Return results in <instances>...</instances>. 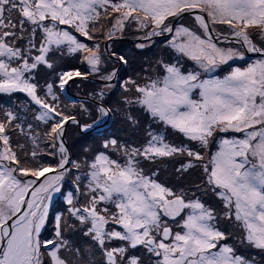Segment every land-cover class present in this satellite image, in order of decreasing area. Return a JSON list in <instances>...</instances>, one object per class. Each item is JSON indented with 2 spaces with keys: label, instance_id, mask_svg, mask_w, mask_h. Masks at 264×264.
Masks as SVG:
<instances>
[{
  "label": "snow or ice",
  "instance_id": "1",
  "mask_svg": "<svg viewBox=\"0 0 264 264\" xmlns=\"http://www.w3.org/2000/svg\"><path fill=\"white\" fill-rule=\"evenodd\" d=\"M102 14L114 21L105 33L106 41L117 38L132 21L140 30H148L145 40L171 34L168 46L201 70L160 62L163 74L157 78L142 84L131 79L123 82L125 91H135L133 99L125 97V103L139 105L154 121L204 148L218 133L241 135L221 138L218 150L207 160L202 152L170 143L162 133L151 130L140 147L107 139L103 148L120 153L123 162L106 151L98 152L88 164L87 191L81 192L77 185L79 195L67 194L68 213L98 247L102 264H255L227 243L229 234L217 226L215 210L195 192L189 197L183 189L174 191L140 165L142 160L190 158L177 172L201 167L204 186L223 204L224 219L239 226L242 242L264 253V59L243 69L235 67L223 78H201V72L211 73L234 58H244L243 52L218 45V39L230 42V38H214L212 25H226L246 51L264 53L249 31L258 29L264 35V0H0V93H26L39 106L35 119L47 125L44 136L53 142L54 150L58 146L60 157L55 167L24 166L16 150L23 145L14 149L10 135L24 129L13 123L18 117L12 111L4 112L0 119V264H80L64 255L78 257L80 253L65 237V230L73 226L62 214L49 217L53 194L60 192L70 171L63 141L65 125L71 122L85 134L98 132L112 110L98 104V118L81 124L66 111L68 106L61 107L59 93L90 76L115 81L116 65L128 64L110 43L101 49L99 43L90 47L80 38L94 39ZM185 14L193 16L200 31L179 23ZM65 49L81 54L80 63L88 66L87 71L60 67L52 82L40 86L34 80L35 70L41 65L54 69L50 54ZM108 64L111 71L105 69ZM98 95L102 100L104 91ZM80 107L89 112L83 104ZM128 119L137 123L131 115ZM27 127L35 143L38 137L31 135L32 125ZM37 155L36 151L23 153L25 159ZM72 167L81 165L72 162ZM85 196L86 203L78 204ZM177 217L180 230L174 231L165 218L176 222ZM49 223H54V237L42 240ZM138 249L144 250L147 259L134 254Z\"/></svg>",
  "mask_w": 264,
  "mask_h": 264
},
{
  "label": "rangeland",
  "instance_id": "2",
  "mask_svg": "<svg viewBox=\"0 0 264 264\" xmlns=\"http://www.w3.org/2000/svg\"><path fill=\"white\" fill-rule=\"evenodd\" d=\"M113 23H114L113 20H111L110 18H105L102 14L101 20L96 25V31L93 34L94 39L87 40V38H84V37H80V38L83 40V42L88 43L90 47H92L95 43H99L100 47H102L103 45L102 49H104L105 47L104 43L106 42H107L106 44L110 43L113 49L118 50V52L124 55L126 59L128 60V65L130 66L128 70L129 74L124 72L125 71L124 68L123 70H120L121 68L120 66V68H118L119 71L117 73V79L115 82L111 84L114 86L108 87L106 86V84L101 86V90L104 91V96H103V99L100 100V104L102 103L107 108H110L112 110L111 111L113 113L111 116L112 121L114 123H117L116 129L112 130V133H111L112 136L110 138H116L119 142L120 141L128 142L129 140L138 141V140H142V135H145L148 129L153 130V132H158V131L155 130L154 126L147 127L146 130L143 127H140L143 131L142 134L139 130H132V131L129 130L128 132H126V131L119 129L120 124H122L123 126L129 127L128 125V123L130 122L128 119L129 115L135 118V120L138 122V125H139V122L145 121L146 119H149L150 117V116L149 117L147 116V113L142 108L135 106L136 104H128L124 102L125 97H127L128 99H133L135 96V91L134 89L131 91H125L124 87L122 86L123 82L131 79V80H136L137 83L142 84V83H145L146 82L145 80H147L148 78H152V79L157 78L158 76L163 74V71L160 69V62H163V63L179 62V64L182 65L183 68L188 71H201V70L194 61L189 60L187 57H183L181 54L177 53L173 48L168 46V41L171 39V34L153 36L151 40H145L143 37L145 35V32L148 30L147 29L140 30L137 24L132 21H129L126 24L122 34H117V38H115L113 41H106L105 33L107 29L112 26ZM179 23H182L188 27H192L194 28V30L200 31L199 29L196 28L194 24V18L192 15L185 14L183 19L180 20ZM211 27L212 29H214V32H213L214 38H218L222 36H228L229 38H231L230 42L224 41L222 39H218L217 42L219 46L225 47V48H234L239 52H243L244 58L243 59L234 58L232 61H229L228 64L221 65L219 68H217L214 72H211V73L201 72L202 79H207V78H212V77L223 78L224 75L228 74V72H230L235 67H240L243 69L247 67L249 64L254 63L258 59H264V53L248 52L246 51V46L240 43H237L236 38L232 36L231 29H229L226 25L216 24V25H212ZM249 31H250L251 39L256 44V46L264 49V35H262L258 29H250ZM141 44L145 46L142 48L138 47V45H141ZM50 59L55 62L54 69H48L46 66L41 65L36 70L39 73V77L35 82L37 83L41 82V86L44 84V82L46 83L52 82L55 79V75H54L55 70H58L60 67H64V66L79 67L81 71H87L88 66L80 63L82 56L79 53L69 54L67 53L65 49L62 53L57 52L55 55L50 54ZM116 67H118V65H116ZM105 69L106 71H111L112 65L110 64L106 65ZM118 77H120V79H118ZM92 79L101 80L98 75H95V76H90L87 79V81L88 82L92 81ZM74 87H75V84H74ZM128 88L129 89L132 88L131 84L128 85ZM42 92L43 91H40L39 93L41 96L44 95V93ZM86 92L89 95L92 94V91L87 90ZM68 93L70 94V96L66 98L70 100L72 99V96H71L72 93H70L69 90H68ZM61 94H64V93H59V102L61 104V107H64L65 106L63 105L65 104L63 100L64 97L61 98L60 97ZM5 100H8V101H5ZM1 101L4 103H11V104L12 102L10 99H7V98L5 99L4 97H1L0 95V119H3L4 111L1 107V104H2ZM66 106H68L66 108L67 112L71 110L72 108H78L77 111L79 110V108H81L80 107L81 104H78L77 102H75L74 107L72 106V104L71 106L69 104H67ZM91 107L94 108L93 105H91ZM38 109H39V106H36V107H31L28 111H31V110L35 111ZM68 113L70 114V112ZM13 123H18L22 125L23 127V124L19 123L18 121H14ZM113 125L114 124L112 123L111 128H113ZM47 130H48L47 125L44 124L42 127H40L38 132H36V136H39V142L38 144H36L38 149H40V152L38 153L39 157L33 159V162H30V161L24 162V163L22 162L24 166L34 167V166H37L38 164H46L52 167L56 166L57 162L55 161L53 162V157L58 156L57 154L58 150L53 149L52 147L53 142L50 141V143H47L46 141L43 140V138L45 137L43 135ZM162 131L166 133V135L164 136H167L166 139L168 142L176 144V145L188 146V147L193 148L196 151H200L204 154L205 160H207L209 156H211L218 150L217 148L219 147V141L221 138H232L234 136L239 137L241 135L239 133H233V132L218 133L216 136L212 138L209 145L206 148H203L197 142L189 141L185 136H183V134L178 133L174 129H169L166 127V129H163ZM10 134L12 138L11 142L15 149L16 148L15 142L19 141L20 139L18 137L15 138L13 136V132H11ZM81 144L84 146H88L85 156H86L87 168H89L88 164L92 161L93 157H95L94 153L100 145L99 144L98 145L89 144L88 142H86V138L83 139V141H80L79 145ZM208 148H213V149L208 150ZM16 150L17 152L21 153L22 159L27 160L23 156L24 151H22V149H16ZM54 151L56 154L51 155L50 153H53ZM112 151L114 150L110 148V152ZM41 153H45L47 155L45 154L40 155ZM71 153H72V157L76 158L81 153V149H78V147H75L73 145L71 149ZM48 154L50 155V157H47ZM119 154L120 153H118V155H115L112 153L111 156L113 158H116V157H119ZM186 158L188 157L181 156V157H173V158H164V160L160 161L161 164H166V168L164 169H166V172H168L169 174V177L167 179H170L169 182L173 184L174 186L176 187L178 186V189L184 188L185 192L189 194V197L191 196V193L195 192L196 195L199 196L201 201L207 207L214 209L217 214V222L220 224L221 229L223 231H226V233L229 234L228 240L238 245L237 251L239 253L251 259L252 256L254 254H258V252L254 250L253 248H251L250 246H248L246 242L241 243L242 242V239H241L242 232L236 223H234L233 221L224 219L223 217L224 207H223L221 200L213 193L211 188L204 186V181H203L204 174H203L202 168L197 166V167L189 169L187 172L178 173V175L174 173L172 168L175 167L176 165H179V164L181 165L182 162H185ZM28 178H31V177H28ZM159 178L160 176L156 177L158 182H160ZM40 179H43V177H41ZM71 180L72 181L69 182L70 184L75 185V187L79 185L77 182L78 180L76 179L74 180L71 179ZM87 184H88V176L85 177L82 185H79V189L81 192L87 191L86 189ZM197 186L200 187L199 191H197ZM63 191H66V188ZM73 194L79 195L77 191L76 193H73ZM61 195L62 194L60 192V196ZM56 196H59V194L58 195L56 194ZM86 200H87L86 196L81 197L77 201V203L84 204L86 203ZM75 223L79 224L77 220H75ZM228 228H230L233 231V235L231 234L232 231H229ZM66 232L67 231L65 230V236L67 234ZM82 232H83V229H82ZM75 234L78 240H82L81 236L77 234V231L75 232ZM76 237L73 236V239L71 240L73 245L75 241L77 240ZM93 248H97V247L95 245H92L91 243H89L88 247H86L85 245L79 246L78 249H80V253L78 257L74 255L75 259H73V257H70L71 256L70 253H64V255L67 257L69 261H75L78 259L80 261V264H87L88 261H85L84 259L85 252Z\"/></svg>",
  "mask_w": 264,
  "mask_h": 264
},
{
  "label": "trees",
  "instance_id": "3",
  "mask_svg": "<svg viewBox=\"0 0 264 264\" xmlns=\"http://www.w3.org/2000/svg\"><path fill=\"white\" fill-rule=\"evenodd\" d=\"M102 48H103V45H102L101 49ZM129 67L130 66L128 64L126 66H121V70H123V68H124V70H125L124 72L129 74V71H128L129 70ZM160 69L163 71V69L161 68V66H160ZM38 77H39V73H38ZM45 83L46 82H44V84ZM76 83L77 84H75V87H74V84L71 86V88L69 90L70 93L75 94V95H79V96H86V95H88L90 98L96 99L98 101L101 100L99 98L98 93H100L101 86L102 85H100V84H94V83H91V82H85L83 80H77ZM38 84L41 86V82L38 83ZM87 90L92 91L93 93L89 95L86 92ZM1 97H3V96L1 95ZM60 97L61 98L64 97L63 100H64V103L65 104H63V105L66 106L67 104H69L71 106V104H72L73 101H71L68 98H66L67 97L66 94H61ZM97 97H98V99H97ZM7 99H10L11 100L10 97H8ZM5 101H8V100H5ZM11 102H12V104L11 103H4V102L1 101V103L3 104V108L2 109H3L4 112H6V111H12L18 117L17 121L19 123L23 124V129H24L23 132H21L19 130L12 131L13 132V136L15 138L18 137L20 139L19 141L15 142L16 143L15 145H17V144L24 145L23 148H22V151H24V152L30 153L32 151H36L37 153H39L40 152V149H38V147L36 145L39 142V136H37L38 139L36 140V142L33 143L32 139L29 136V129L27 127L29 124H31L32 125L31 135L36 136V132H38L39 128L44 125L43 122L37 121L35 119V117L32 115V113L35 112L36 110L35 111H32V110L31 111H28L31 107H36L38 105H35L33 101L27 100V99H24L23 101H14V100H11ZM74 102H77V101H74ZM77 103L78 104H84V106L89 109V112H84L81 108H79L78 111H77L78 108H72L68 112H70V114H72V115H75L83 123L89 124L87 122H89L91 120L90 118L93 117L96 114V105L93 104V103H90V102H77ZM106 104H107V102H106ZM91 105H93L94 108H92ZM135 106L141 108L139 105H135ZM25 111L26 112L28 111V112L26 113ZM4 112H3V114H4ZM38 112H39V110L37 111V114H38ZM147 116L149 117V114L148 113H147ZM3 118H4V115H3ZM147 120H149L150 122L147 121ZM92 121H94V120L92 119ZM112 123L114 125H113V128H109V130H110V131L108 130L109 133H112V130L113 129H116V126H117V123H114V122H112ZM14 124H16V123H14ZM128 125H129V127L123 126L122 124H120L119 129H121L123 131H126V132H128L129 130H131V131L132 130H139L141 132V134H142L143 131L140 128V126H142L145 130L147 129V127L154 126V128H155L156 131H159V133H162L163 135H166V133L164 131H162L163 129H166L165 125H163L161 122L154 121L151 117H149V119H146L145 121L139 122V125L140 126L138 125V122L135 123V124H133L131 121L128 123ZM67 130H68V132H71V141L68 144L69 147L71 148V144L70 143L72 142L75 147H78V149L83 150L85 148L84 149V153H86V150H87L88 146L79 145L80 144V141L83 140V139H85V137H83L84 134H81L79 132L77 126L74 125V124L68 125L67 126ZM148 130H151V129H148ZM151 131H153V130H151ZM110 135H112V134H110ZM145 135H146V133H145ZM145 135H142V136H145ZM86 136H93L94 137V135H91V134H87ZM96 137H97V135H96ZM165 137H167V136H165ZM43 140L47 142V138L44 137ZM68 140H69V137H68L67 141ZM93 140H95V139H93ZM86 141H89V140L86 139ZM89 142H91V141H89ZM101 149L103 151H106L108 153V155H110V156H111L112 153L115 154L114 151L110 152V148L109 149H104L101 146ZM208 150H212V149L211 148H208ZM18 155L21 157V153L20 152H18ZM40 155H42V153ZM38 157L39 156L37 155L36 158H38ZM116 159H119V158L116 157ZM24 162H28V161H23V163ZM84 163H85V166L87 168L86 160H84ZM77 173H78V170L74 168V170L72 171V175L75 177V175ZM87 173H88V171L86 172V174L79 175L78 176L79 177V180L77 182H78L79 185H82L83 180L85 179V177H87L86 176ZM70 180L71 179H70V176H69V178H67L64 181V183L62 185V189H61V194L62 195H64V193L66 191H72L73 193H76V187H75V185H74V190H73V185L72 184H68L69 182H71ZM76 180H77V178H76ZM65 188H66V191H63ZM54 205H53L54 207L53 206L51 207V210H50V213H49L50 220L58 212H61V214L67 220V223L69 225H72L73 226V227H69V228L66 229V231H67L66 233L67 234H66L65 237L70 241V243L72 244L71 240L73 239V236L76 237V234H75L76 231H77V234L79 236H81V239L82 240H78V238L76 237L77 240L75 241L74 245L72 244V246L74 248H78L81 245H85L86 247H88L89 246V243H91L92 245H95L88 237H86V236L83 235V232L85 230L83 228V226H81L80 224H76L75 223V220L76 219L73 218L68 213V211H67V209L69 207L68 204H65L62 200L59 199V200L56 201V203ZM46 227L47 228L42 232L41 239H51V238H53L54 237V231H53V229H54V223H49ZM82 229H83V232H82ZM228 230L229 231H232L230 228H228ZM231 234L233 235V231H232ZM93 249L85 252V255H84L85 261H88L87 264H102V262H103V255H102V253L100 252V250L98 249V247L97 248H93ZM254 250H256L257 252L260 251L259 249H254ZM70 255H71L70 257H73V259H75L74 254L70 253ZM259 255H261V258H262V261H261L262 263H259V264H263L264 263V253L261 252V254H259Z\"/></svg>",
  "mask_w": 264,
  "mask_h": 264
},
{
  "label": "flooded vegetation",
  "instance_id": "4",
  "mask_svg": "<svg viewBox=\"0 0 264 264\" xmlns=\"http://www.w3.org/2000/svg\"><path fill=\"white\" fill-rule=\"evenodd\" d=\"M231 39V38H230ZM233 41V40H232ZM231 41V42H232ZM104 46H105V44H104ZM33 76H34V80L36 81L37 79H38V71H36L35 70V72L33 73ZM93 93V92H92ZM0 95H2L3 97H5V98H8V97H10L11 98V100H14V101H23L24 99H27V100H31L30 99V97H28L27 96V94L26 93H23V92H15V93H11V94H7V93H0ZM39 110V109H38ZM38 110H36L35 112H33L32 113V115L35 117L36 115H37V111ZM112 112L110 113V115H109V117H107V118H105V121H104V123L103 124H101L100 126H99V131L98 132H96V131H93V132H90V133H88V134H91V135H94V137L93 136H86L85 138H87L89 141H91V142H95V144L94 145H100L96 150L98 151V152H101V151H103L102 149H101V146L103 147V142L106 140V139H108V138H110L112 135H110L111 133H109V128H111V125H112ZM98 118V114H97V112H96V114L93 116V117H91L90 119V121L89 122H87V123H89V124H91V123H93V121H92V119L95 121L96 119ZM140 126V125H139ZM140 127H142V126H140ZM165 127H167V126H165ZM167 128H169V127H167ZM169 129H171V128H169ZM109 130V131H108ZM159 132V131H158ZM82 134H84V135H87V134H85V133H82ZM96 135H97V137H96ZM68 137H69V140L67 141V139H68ZM46 138V137H45ZM101 138V139H100ZM63 139L65 140V142H66V148H67V152H68V159H69V164L68 165H66V167L67 168H69L70 169V171L65 175V178H64V181L68 178V176H70V179H76L79 175H84V174H86V172L88 171V173L90 172V169L89 168H86V166H85V163H84V156H85V153H84V149L83 150H81V153H80V155L78 156V157H76V158H73L72 157V153H71V149H72V147H73V143L71 142L70 144H71V148L69 147V142L71 141V132H68V130H67V128H65V135H64V137H63ZM93 139H95V140H93ZM146 140H147V137H145V136H142V140H129L128 142H126V141H120V143L121 144H126V145H129V146H135V147H140L141 145H143V144H145V142H146ZM81 141H83V140H81ZM47 143H50V141L47 139ZM82 145V144H81ZM56 150V149H55ZM58 150V152H57V154H58V156H56V157H53V162L55 161V162H58V160H59V149H57ZM115 152V154L116 155H118V152H116V151H114ZM107 153V152H106ZM42 154H45V153H42ZM108 154V153H107ZM45 155H47V154H45ZM47 157H50V155L48 154V156ZM113 158V157H112ZM119 159H120V161L121 162H123V160H124V157L123 156H121L120 154H119V157H118ZM113 159H116V158H113ZM161 160H164V158L163 159H157V160H155V161H141V167L144 169V171H145V173L146 174H152V173H156V177L157 176H160V178H159V180H160V183H162V184H164V185H166V186H168V187H171L174 191H179L180 190V188L178 189V186L176 187V186H174L173 184H171L170 182H169V180L170 179H167L168 177H169V174H168V172H166V169H164V168H166V164H161L160 163V161ZM188 160V158H186L185 159V162ZM21 161L23 162V161H30V162H33V159H31L30 160V158L29 159H27V160H24V159H22L21 158ZM72 162H76V163H79L80 165H81V167L79 168V169H77L78 170V173L75 175V177L72 175V171L74 170V167H72ZM185 162H182V164L183 163H185ZM180 166V164L179 165H176L175 167H173L172 169H173V171H174V173H176V175H178V172H177V168ZM160 168H162V169H160ZM76 169V168H75ZM165 170V171H164ZM88 173H87V176H88ZM155 177V178H156ZM70 181H72V180H70ZM68 184H70V183H68ZM181 189H183L184 190V188H181ZM73 190H74V185H73ZM185 191V190H184ZM60 192H61V190H60ZM60 192H58V193H56L57 195L59 194V196H56V194L54 193L53 194V197H52V201H51V204H50V208H49V213H50V210H51V207L56 203V201L57 200H62L65 204H67V202H66V196H67V194H68V192H72V191H66L65 193H64V195H62V196H60ZM56 196V197H55ZM102 206H108L109 208H110V210H114V208H113V206H111V205H102ZM57 214H61V212H58ZM56 214V215H57ZM55 216V215H54ZM165 219H167V222H168V224H169V226H171L172 228H173V230L174 231H179V221H180V218L179 217H177L176 218V222H173L172 220H171V218H165ZM227 243L228 244H230V245H232L235 249H236V251H237V246L238 245H236V244H234V242H232V241H230V240H228L227 241ZM241 243H243V242H241ZM133 252H134V254H136V255H143V256H145V258L147 259V256H146V254L144 253V250L143 249H138V250H133ZM237 253L238 254H241V253H239L238 251H237ZM259 254H261V252L260 251H258V254H254L253 256H252V260L255 262V264H259V263H262L261 261H262V258H261V255H259Z\"/></svg>",
  "mask_w": 264,
  "mask_h": 264
},
{
  "label": "water",
  "instance_id": "5",
  "mask_svg": "<svg viewBox=\"0 0 264 264\" xmlns=\"http://www.w3.org/2000/svg\"><path fill=\"white\" fill-rule=\"evenodd\" d=\"M129 41H130V40H129ZM106 43H107V42H106ZM106 43H105V44H106ZM120 66H121V65H119L118 68H120ZM92 81H94V82H98V83H111V82H105V81H102V80H93V79H92ZM112 82H114V81H112ZM76 99L79 100V101H81V100H90L89 98H86V97H80V96H79V97H76ZM96 103H97V102H96ZM97 104H100V103H97ZM105 107H106V106H105ZM69 123H71V122H69ZM69 123H68V124H69ZM81 124H82V123H81ZM66 126H67V124L65 125V128H66ZM79 130L81 131L80 128H79ZM63 141H64V144H65V146H66V142H65L64 139H63ZM51 174H52V173H51Z\"/></svg>",
  "mask_w": 264,
  "mask_h": 264
},
{
  "label": "bare ground",
  "instance_id": "6",
  "mask_svg": "<svg viewBox=\"0 0 264 264\" xmlns=\"http://www.w3.org/2000/svg\"><path fill=\"white\" fill-rule=\"evenodd\" d=\"M41 180H43V179H41Z\"/></svg>",
  "mask_w": 264,
  "mask_h": 264
}]
</instances>
